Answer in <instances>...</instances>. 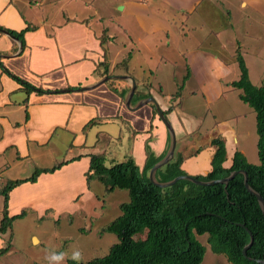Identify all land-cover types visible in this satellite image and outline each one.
I'll list each match as a JSON object with an SVG mask.
<instances>
[{"label": "crops", "instance_id": "0c3cea01", "mask_svg": "<svg viewBox=\"0 0 264 264\" xmlns=\"http://www.w3.org/2000/svg\"><path fill=\"white\" fill-rule=\"evenodd\" d=\"M89 2L63 0L60 9L66 16L63 20L53 22L42 14L39 16L43 8L34 11L36 6H42V2L36 1L33 6L26 0H0V25L17 31L29 24L34 26L24 35L25 45L0 31V62L32 85L49 90L45 93H27L22 84L0 65V175L6 183L30 177L36 168H52L62 163L53 172L41 173L35 182L27 181L11 190L8 202L11 216L22 211L28 214L30 210L56 215L71 214L70 211L76 208L77 211H84V201L92 206L95 204L93 201L99 199L93 189L94 180L88 184L86 179L92 154L104 153L105 159L110 157L111 161L117 162L131 156L143 168L147 142L157 156L164 154L169 146L170 131L158 113L155 114L153 103L139 107L145 99L142 98L136 103L132 102V110L126 105V99L123 101L110 84L111 80L120 79L101 83L104 77L112 76H102L103 69L97 68V64L104 60V48L109 52L106 43L112 36L109 34L110 38L102 46L100 36L105 29L95 28L92 18L85 15L83 6ZM140 26L150 35L160 30L167 31L169 36L171 33L169 22L155 15L145 16ZM145 47L148 45L145 44ZM113 67L110 64L113 75H120ZM131 71L142 87L152 83L151 95L162 110L173 107L167 117L178 140L176 154L180 152L185 156L182 164L184 170L197 175L207 174L212 169L215 147L211 140L214 136L224 137L227 148L224 166L232 165L240 144L238 119L234 121L238 114L222 117L219 109L214 130L203 133L207 116L189 114L183 110L182 97L174 99L178 89L174 94H168L156 80L138 76L132 68ZM194 72L195 68L191 70L184 86L191 81ZM122 74L130 75L125 71ZM172 75L175 77L174 73ZM175 81L178 84L179 80ZM118 87L120 91L127 87L131 89V82L120 80ZM223 94V85L219 83L208 102L220 100ZM226 108L229 109L228 113L232 110L229 106L224 110ZM188 120L192 128H188ZM92 121L93 124L86 127ZM109 122L120 125L128 133L124 150L109 151L108 147L99 150L97 147L100 136L107 142L116 140L114 144L123 141L122 129L118 137L99 131L95 142L89 141L91 127ZM197 142L199 148L188 154L186 151L192 150ZM2 202L4 204V196Z\"/></svg>", "mask_w": 264, "mask_h": 264}, {"label": "rangeland", "instance_id": "374dc122", "mask_svg": "<svg viewBox=\"0 0 264 264\" xmlns=\"http://www.w3.org/2000/svg\"><path fill=\"white\" fill-rule=\"evenodd\" d=\"M26 1L33 6L36 1L42 2L34 11L43 8L39 16L42 14L50 21L58 22L66 16L60 9L63 0ZM83 8L95 28L107 30L106 41L112 36L106 43L111 67L131 54L132 70L138 76L156 80L168 94H174L178 84L185 81V75L195 68L194 76L183 88V110L207 116L203 133L214 130L219 109L222 117L238 114L234 120L238 119V148L243 149L251 163L260 164L256 112L240 98L242 91L230 86V82L240 78L236 60V50L240 47L252 82L258 86L264 84V0H90ZM152 15L169 22L170 36L164 30L150 35L141 28L143 18ZM124 71L116 72L124 75ZM175 80H179L178 84ZM219 83L224 94L220 100L209 103ZM228 106L232 109L229 113L228 108L224 110ZM187 126L192 128L190 120ZM120 127L113 122L95 125L89 130V141L94 143L99 131L118 137ZM122 134L123 141L117 144H114L116 140L107 142L100 136L98 149L124 150L128 133L122 129ZM199 146L197 142L186 152L192 153ZM114 162L117 161H111L110 157L106 159L108 166ZM93 189L99 199L92 206L84 201V211L76 208L71 214L56 215L30 210L16 219L8 232L0 233V248L11 243L10 249L0 256V264H49L47 257L51 252L65 253L63 260L52 264H66L76 248L83 254L81 261L106 255L119 240L106 227L122 214L120 205L130 200V194L124 189L105 192L98 179H94ZM2 197L0 192V220ZM144 236L140 234L136 238ZM197 237L207 247L202 264H230L224 254L211 250L208 234Z\"/></svg>", "mask_w": 264, "mask_h": 264}, {"label": "trees", "instance_id": "16d2710c", "mask_svg": "<svg viewBox=\"0 0 264 264\" xmlns=\"http://www.w3.org/2000/svg\"><path fill=\"white\" fill-rule=\"evenodd\" d=\"M32 29L34 26L30 24L21 31L0 25L1 32L19 39L23 45L25 33ZM107 36L105 29L100 36L102 46ZM104 50V60L97 64V68L103 69L102 76L113 75L107 50L105 48ZM131 57L130 54L116 63L113 70L123 69L127 74L134 76L130 66ZM236 60L240 68V78L231 82V86L242 91L240 98L256 112L259 135L257 146L261 162L251 163L242 151L237 150L232 165L224 166L227 160L226 141L222 136H214L211 140L215 147L211 160L212 169L207 174L194 176L203 181H211L228 177L235 170H246L250 186L264 198V84L258 86L252 82L240 47L236 50ZM0 65L5 72L22 84L27 93L49 92L15 75L2 62ZM189 76L190 72L186 79ZM138 81L133 103L151 96L152 83L142 87ZM110 84L124 101L130 87L120 91L118 87L120 80H111ZM183 88L182 82L178 85L174 99L182 96ZM152 106L157 114L155 105ZM172 109L173 107L164 113L167 115ZM91 124L93 121L86 127ZM170 143L166 152L157 156L147 142L145 145L147 157L143 168H140L131 156L108 166L104 153L91 155L90 166L86 172L88 184L98 179L105 186V192H113L116 189L128 190L130 200L121 203L122 214L106 227V230L115 233L119 239L110 247L109 252L88 261L78 262L71 258L66 264H202L207 247L198 239V234H208L211 250L217 254H224L230 264H263L257 259L264 260V212L258 198L246 188L245 174L238 173L228 184L199 185L191 180L180 179L171 186L160 187L150 180L149 173L166 156ZM184 159L182 153L175 152L170 162L158 168L156 180L168 182L178 176L189 174L182 168ZM61 165L62 163L52 168H36L27 178L9 180L6 183L3 180L0 189L4 196L0 233L8 232L16 219L27 214L26 211H22L9 215L8 202L11 190L24 182H35L41 173L53 172ZM242 224L254 235L253 244L247 251L248 256L254 260H249L243 254V249L251 242V235ZM140 234L145 236L136 238ZM10 247L11 243L0 248V256Z\"/></svg>", "mask_w": 264, "mask_h": 264}, {"label": "water", "instance_id": "95a60500", "mask_svg": "<svg viewBox=\"0 0 264 264\" xmlns=\"http://www.w3.org/2000/svg\"><path fill=\"white\" fill-rule=\"evenodd\" d=\"M13 37V36H12ZM15 38V37H14ZM17 39V38H16ZM1 58V56H0ZM109 79H120V80H128L131 82V89L126 97V105L130 108V109H134L132 107V99L135 95V92H136V89H137V80L135 77L131 76V75H112V76H106L104 77L102 80H101V83H104L106 82L107 80ZM148 103H153L157 109V112H158V115L159 117L162 119V121L165 123V125L167 126V128L169 129L170 131V135H171V143H170V147H169V150L166 154V156L160 160L150 171L149 173V177H150V180L160 186V187H167V186H171L173 185L175 182H177L178 180L180 179H187V180H191L193 181L194 183L196 184H199V185H212V184H216V183H225V184H228L230 180H232L238 173H244L245 174V186L246 188L248 189V191L252 194H254L262 208H263V212H264V198L263 196L258 193L256 190H254L250 184H249V176H248V172L246 170H235L231 173L230 176L228 177H225V178H221V179H215V180H211V181H203V180H200L198 178H196L194 175L192 174H186V175H181V176H178L176 177L175 179L171 180V181H168V182H159L156 180V171L158 170V168L164 166L165 164H167L168 162H170L174 156H175V152H176V148H177V136H176V133L174 131V128L172 126V123L170 122V120L168 119L167 115L164 113V110L161 109V107L159 106L156 98L154 96H149L147 98H145L139 105V107L145 105V104H148ZM243 227H245L248 232L250 233L251 235V242L243 249V254L249 259V260H254L253 258L249 257L248 254H247V251L248 249L251 247V245L253 244V241H254V235L252 234V232L244 225L242 224ZM258 262L260 263H263L264 264V260H261V259H257Z\"/></svg>", "mask_w": 264, "mask_h": 264}, {"label": "clouds", "instance_id": "9594fccd", "mask_svg": "<svg viewBox=\"0 0 264 264\" xmlns=\"http://www.w3.org/2000/svg\"><path fill=\"white\" fill-rule=\"evenodd\" d=\"M65 253H56V252H51L47 259L49 260V264H52L53 261L59 262L64 259ZM73 260L76 261H81L83 259V254L80 249L76 248L72 252V257Z\"/></svg>", "mask_w": 264, "mask_h": 264}, {"label": "built area", "instance_id": "2783aa9c", "mask_svg": "<svg viewBox=\"0 0 264 264\" xmlns=\"http://www.w3.org/2000/svg\"><path fill=\"white\" fill-rule=\"evenodd\" d=\"M2 182H3V178H2V176L0 175V189H1V186H2Z\"/></svg>", "mask_w": 264, "mask_h": 264}]
</instances>
